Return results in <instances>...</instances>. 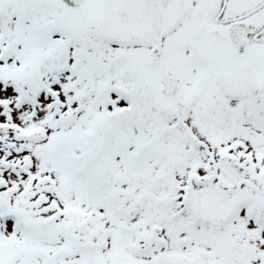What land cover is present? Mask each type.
Returning a JSON list of instances; mask_svg holds the SVG:
<instances>
[{
    "label": "snow or ice",
    "instance_id": "6c2138e0",
    "mask_svg": "<svg viewBox=\"0 0 264 264\" xmlns=\"http://www.w3.org/2000/svg\"><path fill=\"white\" fill-rule=\"evenodd\" d=\"M0 264H264V0H0Z\"/></svg>",
    "mask_w": 264,
    "mask_h": 264
}]
</instances>
